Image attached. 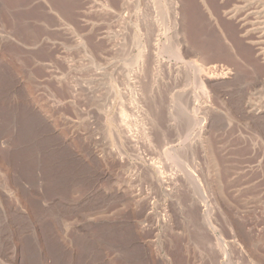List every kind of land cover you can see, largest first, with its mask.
<instances>
[{"label":"rangeland","instance_id":"obj_1","mask_svg":"<svg viewBox=\"0 0 264 264\" xmlns=\"http://www.w3.org/2000/svg\"><path fill=\"white\" fill-rule=\"evenodd\" d=\"M204 1L0 0V264H264V0Z\"/></svg>","mask_w":264,"mask_h":264},{"label":"bare ground","instance_id":"obj_2","mask_svg":"<svg viewBox=\"0 0 264 264\" xmlns=\"http://www.w3.org/2000/svg\"><path fill=\"white\" fill-rule=\"evenodd\" d=\"M122 0H118V3L119 2H121ZM143 0H137V2L138 3H141ZM180 0H165V2L168 4V5H166V6H169V10H170V12H169V15L171 14V16H169V18H173V29H177L178 30V20H177V15H178V13H177V10L179 9L178 8V6H179V2ZM192 0H190V2H191ZM194 1V0H193ZM196 1V0H195ZM197 1H199L203 6H204V8L206 9V11H207V13H209V10H208V8L205 6V1L204 0H197ZM148 2L150 3V4H153L154 6L155 5H160L161 3H163V0H148ZM101 3H103L102 4V6H103V10L104 9H107L109 6H111L110 4H111V0H101ZM165 3V4H166ZM192 3V2H191ZM195 3V2H194ZM199 3V4H200ZM211 3V2H210ZM100 5V4H99ZM196 5V4H195ZM201 5V6H202ZM207 6H208V3H207ZM196 8V7H195ZM210 8V7H209ZM212 8V7H211ZM218 8V7H217ZM156 9H158L159 11L158 12H160V8H156ZM216 9V8H215ZM222 9V8H221ZM225 9V8H224ZM110 10V9H109ZM168 10V11H169ZM204 10V9H203ZM214 10V9H213ZM223 10V9H222ZM165 11H166V9H165ZM220 11V10H219ZM227 11V10H226ZM214 12H215V10H214ZM221 12V11H220ZM160 13H162L163 14V12H160ZM206 13V12H205ZM211 13V12H210ZM221 13H224V12H221ZM52 14V13H51ZM55 14V15H54ZM162 14H160V15H162ZM216 14V13H215ZM225 14V13H224ZM164 15V14H163ZM162 15V16H163ZM167 15V14H166ZM208 15V14H207ZM210 15V14H209ZM225 15H227V16H229V17H232L233 18V16L235 15V13H234V11L233 10H230L229 9V11H227L226 12V14ZM215 16V15H214ZM52 17H53V19H54V17H55V21H57V24H58V26H60V28H59V30H61V32L63 33H65V31H67V32H71V33H75V27H76V25H75V22H74V20H65L64 18H62V16H60V14H56V13H53L52 14ZM164 17V16H163ZM74 18V17H73ZM162 18V17H161ZM168 18V17H167ZM209 18V17H208ZM211 19H212V17H211ZM143 28H145V30L149 27H147V23H146V19H143ZM54 26H56V24L54 25ZM57 27V26H56ZM56 27H55V29H56ZM58 28V27H57ZM157 28V27H156ZM162 28V27H161ZM153 29V28H152ZM155 29V28H154ZM158 29V31H160V28H157ZM164 29V28H163ZM164 30H166V29H164ZM176 30V31H177ZM55 31H57V33H61V32H58V30H55ZM148 31H151V29L149 30L148 29ZM153 31V30H152ZM152 31L151 32H149L150 34H149V38H148V41H147V44H148V47H150V49H151V55H154V51L155 52H157V48H158V45L156 44V41H157V37H158V34H159V32L158 31H156L157 33H155L154 32V34L152 33ZM220 32V31H219ZM246 33H247V31H245ZM167 33V32H166ZM246 33H244V34H246ZM163 34V33H162ZM219 34V33H218ZM235 34H237V32L235 33ZM248 34V33H247ZM221 35V34H220ZM233 35H234V33H233ZM75 36V35H74ZM176 36H178V35H176ZM223 36V35H222ZM217 37V36H216ZM237 37V36H236ZM177 39H179L178 40V42H176V44H171L172 46L170 47L168 44H165V47H166V45H168L169 47L167 48L169 51H170V53H171V56L172 57H174L176 60H178L179 62H184V60H185V58H187V56L189 57V55H191V56H193L194 58H196L195 59V61L198 59V58H200L199 56V53L200 52H197V51H195L191 46H189V44H188V42L186 41V39H185V37H184V35H182V34H180V36H179V38L178 37H176ZM187 38V37H186ZM222 38V40H223V37H221ZM233 38V37H232ZM79 39V38H78ZM236 39V38H235ZM170 40V39H169ZM216 40V39H215ZM219 40H221V39H219ZM165 41V40H164ZM175 41V40H174ZM217 41V40H216ZM149 42H150V44H149ZM83 43V42H82ZM167 43V42H166ZM147 44L145 45V46H147ZM221 44V43H220ZM85 45V44H84ZM200 48V47H199ZM146 49L147 48H145L144 46H143V49H142V51H141V53L143 54L145 51H146ZM160 49V48H159ZM142 54H140V56L142 57L143 55ZM200 54H202V53H200ZM203 55V54H202ZM204 57V56H203ZM155 58H157L156 56H155ZM140 59V58H139ZM204 59V58H203ZM142 60V59H141ZM153 60H154V58H153ZM155 61V60H154ZM199 61V60H198ZM155 63V62H154ZM157 63V62H156ZM194 66H197L196 64L194 65ZM168 67H170V66H168ZM198 69L197 70H199V71H201L202 72V67L201 66H198L197 67ZM214 69V68H213ZM208 71V70H207ZM200 72V73H201ZM213 72H214V70H213ZM209 74V73H208ZM199 80H200V78H199ZM206 81V80H205ZM201 84H202V86H203V83H202V80H201ZM206 86V85H205ZM206 92V91H205ZM121 114V113H120ZM121 116V115H120ZM148 139V138H147ZM189 140V139H188ZM189 142H187V144H188ZM206 143V142H205ZM184 144H186V143H184ZM184 146V145H183ZM204 147V146H203ZM211 149V148H210ZM205 150V149H204ZM209 150V149H208ZM190 151V150H189ZM207 151V150H206ZM188 152V151H187ZM209 152V151H208ZM213 152H215V151H213ZM192 153V152H191ZM203 153H205V151L203 152ZM208 154V153H207ZM211 157H212V155H211ZM210 157V158H211ZM215 159V158H214ZM213 159V160H214ZM217 162V161H216ZM212 164L213 165H215V163H214V161L212 162ZM217 164V163H216ZM209 166V165H208ZM217 166V165H216ZM216 166H214V167H216ZM217 169V168H216ZM160 172V171H159ZM216 174V173H215ZM218 174V173H217ZM162 179V178H161ZM167 180V179H166ZM163 181V180H162ZM165 182V181H164ZM161 183H163V182H161ZM168 182H166V184H167ZM191 183H193V182H191ZM164 184V183H163ZM165 184V185H166ZM195 184V183H194ZM193 184V185H194ZM191 186V185H190ZM165 187V186H164ZM191 187H193V186H191ZM167 191V190H166ZM172 190H170V192H171ZM169 194V193H168ZM172 194V193H171ZM136 195V194H135ZM139 199V198H138ZM142 200V199H141ZM146 200V199H145ZM191 200H192V198H191ZM192 202V201H191ZM196 202V201H195ZM148 203V202H147ZM194 203V202H193ZM191 204V203H190ZM143 205V204H142ZM148 205V204H147ZM150 205V204H149ZM191 205H193V204H191ZM201 206V205H200ZM148 207V206H147ZM203 209H204V207H203ZM204 211H205V209H204ZM206 212V211H205ZM204 216V215H203ZM202 217V216H201ZM203 218V217H202ZM204 219H205V217H204ZM201 221H203L204 222V220L203 219H201ZM207 223H209V224H207ZM207 223H205V224H207L211 229H213L214 227L213 226H215V225H212L210 222H208L207 221ZM201 224V223H200ZM63 225V224H62ZM200 226V225H199ZM204 226H206V225H204ZM208 226H206V227H208ZM206 227H203L202 229H204V228H206ZM216 228H218V227H216ZM209 229V228H208ZM220 229V228H219ZM232 230V229H231ZM209 231V230H208ZM215 231V230H214ZM202 232V231H201ZM203 232H204V230H203ZM210 233H211V231H209ZM216 232H218V231H216ZM231 232V231H230ZM205 233V232H204ZM208 233V232H207ZM212 235V234H211ZM233 235V234H232ZM177 237V236H176ZM203 237V236H202ZM232 239H233V241H232V243L230 244L231 245V247H232V249L237 253V258L239 257V258H241V257H243V250H242V248L240 247V245L238 244V242L235 240L236 238H234V237H232ZM209 240V239H208ZM221 240H222V238H221ZM221 240H218V241H220V244H217L218 243V241H217V243H216V241H215V243H216V245H217V249H218V253L219 254H221L223 257H228V259H229V257H231V254H232V256H233V253L232 252H230V253H227V249H226V244H224ZM215 245V246H216ZM243 246V245H242ZM211 248H214V247H211ZM216 249V248H215ZM214 250V249H213ZM229 250V249H228ZM229 251H231V250H229ZM214 253V252H213ZM244 253H245V251H244ZM216 254V253H215ZM228 254H229V256H228ZM216 256H217V254H216ZM219 256V255H218ZM122 257V256H121ZM210 257H211V255H210ZM216 258V257H215ZM222 258V257H221ZM244 258V257H243ZM243 258H241V259H243ZM262 258V257H261ZM232 259V258H231ZM230 259V260H231ZM260 259V258H259ZM218 260H219V258H218ZM228 261V260H227ZM250 261V260H249ZM261 261V260H260ZM239 262V261H238ZM251 262V261H250ZM212 263V262H211ZM215 263V262H214ZM216 263H218L217 262V260H216ZM232 263V262H231ZM226 264V263H225ZM229 264V263H228ZM233 264H237L236 263V261L233 263ZM262 264V263H261Z\"/></svg>","mask_w":264,"mask_h":264}]
</instances>
